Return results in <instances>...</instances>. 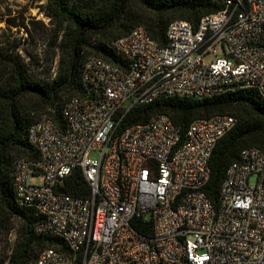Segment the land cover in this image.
<instances>
[{"label":"built area","instance_id":"obj_1","mask_svg":"<svg viewBox=\"0 0 264 264\" xmlns=\"http://www.w3.org/2000/svg\"><path fill=\"white\" fill-rule=\"evenodd\" d=\"M211 1L220 8L195 26L170 21L163 44L144 24L112 39L119 62L84 60L81 91L61 106L63 123L44 114L30 124L38 156L14 159L16 200L43 215L37 233L64 244L42 248L33 264H264V148H242L227 165L217 204L203 191L232 115L194 118L182 132L155 113L118 130L134 103L162 96L255 88L264 97V0ZM74 168L86 195L63 190ZM137 219L151 224L149 236Z\"/></svg>","mask_w":264,"mask_h":264},{"label":"trees","instance_id":"obj_2","mask_svg":"<svg viewBox=\"0 0 264 264\" xmlns=\"http://www.w3.org/2000/svg\"><path fill=\"white\" fill-rule=\"evenodd\" d=\"M51 42H57L58 62L53 76L36 80L19 53L0 49V225L16 217V239L2 264H33L38 252L56 243L58 237L37 233L35 225L43 215L33 207L19 204L13 182V161L17 157L36 159L38 153L29 143L28 129L44 114L63 123V101L81 91L80 72L84 60L98 56L119 62L110 41L126 34L133 26L144 24L150 36L165 42V29L175 19L195 26L200 18L220 5L211 0H44ZM5 47V46H1ZM155 113L167 114L185 131L197 117L214 113L232 115L235 121L214 145L209 158V179L203 191L217 204V188L227 165L238 158L242 148H264V97L255 88H241L201 99L162 96L147 104L134 103L120 118L118 130L145 121ZM63 190L86 195L89 188L79 168L68 175ZM135 227L147 236L151 224L137 219ZM9 228V227H8Z\"/></svg>","mask_w":264,"mask_h":264},{"label":"rangeland","instance_id":"obj_3","mask_svg":"<svg viewBox=\"0 0 264 264\" xmlns=\"http://www.w3.org/2000/svg\"><path fill=\"white\" fill-rule=\"evenodd\" d=\"M43 6L44 0H0V49L19 53L36 80L53 76L58 62L57 42H51ZM254 178L251 175L248 182L252 184ZM30 181L39 182V178ZM18 225L16 217L7 219L4 227L0 225V261L9 253Z\"/></svg>","mask_w":264,"mask_h":264}]
</instances>
